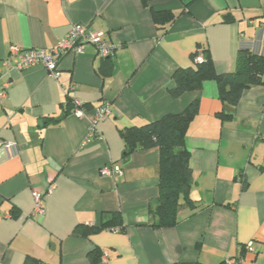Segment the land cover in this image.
Masks as SVG:
<instances>
[{
	"label": "crops",
	"instance_id": "obj_1",
	"mask_svg": "<svg viewBox=\"0 0 264 264\" xmlns=\"http://www.w3.org/2000/svg\"><path fill=\"white\" fill-rule=\"evenodd\" d=\"M151 10L176 16L161 28ZM73 24L120 46L108 75L92 45L63 55L57 80L41 65L15 69L11 46L48 50ZM198 45L217 73L234 70L240 48L264 54V0H0V140L18 147L15 156L0 148V264H22L27 256L49 264H220L241 253L240 264H264V85L244 89L234 107L219 99L213 80L172 98V72L191 64ZM194 100L185 146L196 207L181 208L172 227H153L159 150L137 149L123 159L119 130ZM68 101L93 108L77 117L65 113ZM104 103L110 112L98 122L102 139L83 144L90 113ZM222 110L231 117L221 120ZM45 117L56 121L43 127ZM109 164L121 172L101 176ZM50 185L43 213L32 215V191L43 194ZM112 212H120L122 229L86 238L73 232Z\"/></svg>",
	"mask_w": 264,
	"mask_h": 264
},
{
	"label": "trees",
	"instance_id": "obj_2",
	"mask_svg": "<svg viewBox=\"0 0 264 264\" xmlns=\"http://www.w3.org/2000/svg\"><path fill=\"white\" fill-rule=\"evenodd\" d=\"M152 0H141L144 6ZM192 1V0H191ZM153 22L164 27L173 21L175 14L169 10H151ZM201 56V61L195 58ZM112 57L102 59L100 69L103 75L109 74ZM191 64L187 67H177L172 72L173 85L168 89L172 98H177L184 92L198 90L203 82L213 80L217 84L219 99L227 106L234 107L244 89L253 85H264V54L254 52L249 48H240L235 60V68L228 73H217L214 69L208 49L198 45L189 56ZM86 111H90L91 104H81ZM74 105L68 101L65 113H71ZM198 110V100L190 102L178 113H167L160 118L140 125L128 126L119 130L124 142L122 158L126 159L137 149L156 147L159 150L158 193L155 205L149 208L150 225L158 228L172 227L177 224L178 212L181 208L194 210V200L189 195L192 184L189 166V150L185 146L186 130ZM221 120L229 119L231 113L222 110L217 114ZM54 118H43L41 125L55 122ZM123 228L120 212L110 213V218L99 225L80 224L73 232L80 237H88L102 229ZM89 259L95 262L99 259L96 249L89 254ZM238 257V256H235ZM239 257L243 258L242 253ZM227 260V259H226ZM220 264H225V261ZM22 264H49L42 260L27 256ZM178 264V263H172ZM191 264H203L193 262Z\"/></svg>",
	"mask_w": 264,
	"mask_h": 264
},
{
	"label": "built area",
	"instance_id": "obj_3",
	"mask_svg": "<svg viewBox=\"0 0 264 264\" xmlns=\"http://www.w3.org/2000/svg\"><path fill=\"white\" fill-rule=\"evenodd\" d=\"M87 45L94 46L96 55L101 59L107 57H113L120 47L118 44L107 40L103 37L101 32L93 31L87 26L82 24H73L68 32L61 37L56 43L48 50L45 49H24L18 46H11L10 53L17 56V62L14 65L15 69L23 70L34 65H41L46 72V75L54 80H57L60 76L59 60L66 53L80 54L84 51ZM196 62L201 61V56L195 58ZM10 59L4 57L2 59L3 65H8ZM5 86V84H4ZM73 88L70 87L69 90ZM6 93L4 90L0 91V101L4 99ZM74 108L71 113L77 117H87L89 111H86L81 107V103L74 101ZM110 112L109 105L107 103L95 108L89 116L88 132L83 144L88 143L91 139H102L100 131L98 129V122L107 117ZM0 148H3L8 156H15L18 153L17 144L9 141L0 140ZM121 172V168L118 165H104L100 167L99 174L101 176H113ZM53 185H50L46 191L42 194L37 190L32 191V197L34 200V208L32 215L42 214L43 196L49 193ZM119 230V228H114ZM247 251H253L252 243L246 244ZM242 262L241 257H230L225 261V264H240Z\"/></svg>",
	"mask_w": 264,
	"mask_h": 264
}]
</instances>
